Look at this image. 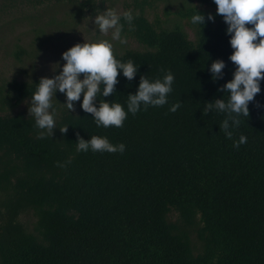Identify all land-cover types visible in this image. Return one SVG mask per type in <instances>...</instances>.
Returning a JSON list of instances; mask_svg holds the SVG:
<instances>
[{"label": "trees", "instance_id": "trees-1", "mask_svg": "<svg viewBox=\"0 0 264 264\" xmlns=\"http://www.w3.org/2000/svg\"><path fill=\"white\" fill-rule=\"evenodd\" d=\"M133 2L125 11L134 16V30L121 18V36L143 49L113 51L121 62L133 60L137 75L128 81L121 71L116 93L98 94L96 106L105 100L127 112L141 75L154 82L171 71L164 106L141 105L122 128L97 127L81 108L83 94L69 112L57 90L56 129L41 139L28 114L41 77L22 67L25 78L0 84V264H264V80L249 117L241 115L227 139L220 129L225 113L202 115L205 102H227L230 94L218 89L235 71L228 25L214 0H199L212 10L181 0L175 11L164 10L165 25L146 15L156 0ZM113 3L0 0V43L24 23L34 38L26 47L17 38L11 54L20 63L37 58L48 40L61 41ZM198 12L204 25L191 23ZM217 59L226 67L214 81L209 69ZM176 103L181 107L169 111ZM77 133L106 137L125 151L78 152ZM241 135L247 143L234 148Z\"/></svg>", "mask_w": 264, "mask_h": 264}, {"label": "clouds", "instance_id": "clouds-1", "mask_svg": "<svg viewBox=\"0 0 264 264\" xmlns=\"http://www.w3.org/2000/svg\"><path fill=\"white\" fill-rule=\"evenodd\" d=\"M216 14L222 16L228 25L227 34L233 53L229 60L235 66L233 78L226 82L220 92H228L227 102L223 99H215L213 102H205L202 115H207L215 110L225 113L226 118L220 125L227 139H232V127H239V117H249V103L253 102L256 95L261 92L260 83L264 80V0H214ZM121 18L134 30L132 21L134 16L131 10L118 14L114 9L107 8L102 14L94 17V24L99 32L107 35L111 30L112 40L126 44V38H122L123 24ZM208 21H215V17L207 14ZM192 24H205V15L202 13L191 17ZM251 25L252 27H248ZM65 63L58 75L52 78L41 77L36 91L32 95L31 106L28 114L35 118V127L41 131L39 138L46 135L53 136L56 129L55 108L53 97L57 90L64 94V103L69 112H75L74 104L80 101L83 94L81 108L85 113L91 114L97 127L122 128L128 113L135 115L144 106L162 107L168 103V94L172 92L174 75L167 71L163 79L150 81L145 75H141L138 89L135 94L128 95L127 112L120 103L102 100L99 107L96 106L98 94L103 97L116 93L118 76L122 71L123 76L132 81L138 72L135 62L129 59L121 62L116 59L113 45L108 40L98 43H77L62 54ZM226 64L217 59L212 62L209 71L212 79H222ZM81 76L83 78H81ZM101 85L103 91L101 93ZM181 107L180 103L173 104L169 111L176 112ZM257 107H260L257 102ZM51 110V111H50ZM231 122V123H230ZM60 132L66 134L68 126L61 127ZM247 143V137L241 135L238 141L233 142V147L239 149L240 145ZM108 152L121 154L125 151L124 144L113 145L106 137L92 136L85 140L77 133V151ZM67 163L57 162V166L64 168Z\"/></svg>", "mask_w": 264, "mask_h": 264}, {"label": "rangeland", "instance_id": "rangeland-1", "mask_svg": "<svg viewBox=\"0 0 264 264\" xmlns=\"http://www.w3.org/2000/svg\"><path fill=\"white\" fill-rule=\"evenodd\" d=\"M134 0H113V4H109V8L114 9L118 14H122L127 5H134ZM181 0H156L151 10L146 11V15L152 20L156 17L160 25L169 23V19L164 16V10L166 8L169 11H175L180 6ZM191 4L199 6L205 9L212 10L211 8L200 5L199 0H191ZM133 9V7H131ZM96 15H94L95 17ZM94 17L84 20L78 27H72L73 34L63 36V39L51 41L48 40L41 48V53H38L37 58L28 60L25 56L22 57V63L14 59L11 54L12 42H17V38L20 39L19 44L29 43L34 36L29 32V28L26 24L21 23L12 32H8V38L3 43H0V84L6 80H10L13 77L23 79L26 75H21L20 69L23 67L28 73H33L39 77L52 78L54 75H58L62 70V66L65 61L62 60L61 50L66 46H74L77 43H98L102 40H108L113 45V50L121 51L125 48L133 50H141L142 46L138 45L133 39H126V44H121L119 41L112 40L111 30L107 35L99 32L98 26L94 24ZM76 29V30H75ZM187 34L192 37L193 31L190 27L184 26ZM5 31H3L4 33ZM27 32V33H26ZM2 33V34H3ZM25 33V35H23ZM0 34V36L2 35ZM123 38V37H122ZM8 42V44H6ZM34 62V67H30V63ZM64 98L65 95H64Z\"/></svg>", "mask_w": 264, "mask_h": 264}]
</instances>
